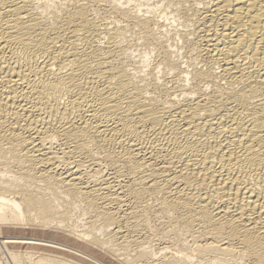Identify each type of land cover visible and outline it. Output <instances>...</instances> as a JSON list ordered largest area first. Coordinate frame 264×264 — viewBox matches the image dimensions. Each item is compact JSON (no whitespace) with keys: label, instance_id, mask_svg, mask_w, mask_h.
Listing matches in <instances>:
<instances>
[{"label":"bare ground","instance_id":"6f19581e","mask_svg":"<svg viewBox=\"0 0 264 264\" xmlns=\"http://www.w3.org/2000/svg\"><path fill=\"white\" fill-rule=\"evenodd\" d=\"M132 1L0 0V245L264 264V0ZM22 222L79 248L1 236Z\"/></svg>","mask_w":264,"mask_h":264},{"label":"rangeland","instance_id":"374dc122","mask_svg":"<svg viewBox=\"0 0 264 264\" xmlns=\"http://www.w3.org/2000/svg\"><path fill=\"white\" fill-rule=\"evenodd\" d=\"M57 1H59V0H57ZM140 1H144L143 3H145V5H143L142 6V8L144 9V10H147V8H148V0H140ZM139 0L138 1H132L131 3H130V5L132 4L133 6H134V4L135 5H137V3H139L140 2ZM131 5V6H132ZM163 28H165V27H163ZM128 36L130 37V36H132L131 37V39H132V41H133V51H134V55H135V58H136V60L138 59V61L140 60V62L139 63H137L138 64V66H139V64H141V67L143 68V62H142V57L144 56V52H146V48H145V46H143L142 45V43L138 40V38H136L135 37V35H132V34H130V33H128ZM134 36V37H133ZM136 38V39H135ZM135 44V45H134ZM137 45H139V46H137ZM143 46V47H142ZM139 48V49H138ZM136 49V50H135ZM142 50V51H141ZM144 53V54H143ZM140 54V55H139ZM151 55H152V57H151ZM146 56H148L147 54H146ZM141 57V58H140ZM149 57H151L150 59H151V61L153 62V59H154V55L153 54H149ZM148 58V57H147ZM143 64H142V63ZM141 67H139L138 69H140V72L142 73L143 71H142V69H141ZM145 68H143V70H144ZM154 214H151V218H150V221L153 219V222L151 221V222H149V228H151L149 231H151V232H153V233H151L150 232V235L152 234L153 236H151L150 238H151V241H150V243H148V246H149V244L151 245L152 244V246L154 247H159V245H160V247H164L165 245L166 246H168L170 243L169 242H167L169 239H168V236H167V238H165V239H163V235H164V233L165 232H167V230H166V224H164L163 226H160V225H162L163 224V222L164 223H166V221L168 222V220H167V217H162V216H158V215H156V217H155V219H154V216H153ZM162 217V218H161ZM166 218V219H165ZM158 219H159V221H158ZM164 220V221H163ZM166 220V221H165ZM163 221V222H162ZM156 222H158V223H156ZM151 223V224H150ZM154 225H156V226H154ZM156 223V224H155ZM162 223V224H161ZM23 225V222L21 223V224H18V226H15V227H13V226H11L12 228L11 229H6V230H4L3 232H2V235L1 236H3V237H5V236H16V237H24V238H37V239H43V240H46V241H55V242H61V243H66V244H69L70 246H73V247H78L75 243H73V242H70V241H65L64 239H62L61 237H59V236H55V234H52V233H56L54 230H49V229H46V228H43V227H34V226H32V227H29V225L28 224H26V223H24V226H22ZM28 225V226H27ZM150 225H152L153 227H151ZM166 225V226H165ZM161 227V229H160V227ZM157 227H159L158 228V231H157ZM167 227H169V224H168V226ZM23 228V229H22ZM31 230H30V229ZM36 228V229H35ZM148 228V229H149ZM170 228V227H169ZM19 229H21V230H19ZM24 229L27 231L28 229V231L27 232H25L24 231ZM168 229V228H167ZM171 229V232L173 231L172 230V228H170ZM19 230V231H18ZM23 230V231H22ZM153 230V231H152ZM162 230V231H161ZM166 230V231H165ZM169 230V229H168ZM20 231H21V233H20ZM31 231H33V232H31ZM156 231V232H155ZM7 232V233H6ZM162 232V234H160ZM169 232V236L173 233H170V230L168 231ZM19 233V234H18ZM27 233V234H26ZM57 233H60V234H62L61 232H57ZM157 233V234H156ZM159 233V234H158ZM23 234H25V235H23ZM29 234V235H28ZM32 234V235H31ZM160 237H162V239H163V241L161 240V238H159V236ZM29 236H31V237H29ZM36 236V237H35ZM155 236V237H154ZM153 237V238H152ZM183 237H185V236H183ZM186 237H188L187 235H186ZM159 240H158V239ZM167 239V240H166ZM153 240V241H152ZM164 240H166V243H165V241ZM156 244V245H155ZM163 244V245H162ZM168 244V245H167ZM170 246V245H169ZM29 247H31V246H28V245H16V246H10L9 248H7V247H4V246H2V245H0V264H16L15 262H14V260H13V257H12V255H11V253H10V251L11 250H15V251H18V252H21L22 250V252H24L27 248L28 249H30ZM156 247V248H157ZM79 248V247H78ZM172 248V249H171ZM19 249V250H18ZM34 249H39L40 251H51V252H53V253H55V254H60V255H64V256H66V258H70V257H73L72 255H70L68 252H64V253H59V252H57V251H53V250H50V249H46L44 246H38L37 248H34ZM7 250V251H6ZM171 250V251H170ZM167 251V252H166ZM172 251L174 252V254L177 252V249H175V247H173V246H171L170 248H168V249H165L164 248V250H162L159 254V256H161V259H163V260H157V262H154L153 264H163L162 262H165V260H169V255H171V254H173L172 253ZM8 252V253H7ZM87 253H89L90 254V252L89 251H86ZM171 252V253H170ZM9 253H10V255H9ZM168 254V256L167 257H165L167 254ZM179 253V252H178ZM11 256V257H10ZM94 256V255H93ZM95 256L97 257V259L99 260V261H101L102 263H104V264H114V259L113 258H111V257H109L108 255H105V254H100V255H96L95 254ZM162 256H164V257H162ZM164 258H167V259H164ZM79 262L80 263H82V264H91L92 262H90L89 260H86V259H83V258H79ZM161 261V262H160ZM201 264V263H198L197 261H194V263L193 264ZM205 261H203L202 262V264L204 263ZM169 263V262H168ZM168 263H166V264H168ZM173 264H176V263H173ZM178 264V263H177ZM205 264H206V262H205ZM207 264H210V262H207Z\"/></svg>","mask_w":264,"mask_h":264}]
</instances>
